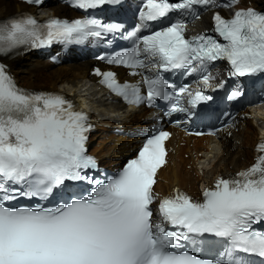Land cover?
I'll return each instance as SVG.
<instances>
[{
	"label": "snow or ice",
	"instance_id": "6c2138e0",
	"mask_svg": "<svg viewBox=\"0 0 264 264\" xmlns=\"http://www.w3.org/2000/svg\"><path fill=\"white\" fill-rule=\"evenodd\" d=\"M24 3L39 6L43 0ZM120 3L71 0L72 7L85 13ZM213 6L214 0H145L132 30L93 15L71 21L53 17L41 23L22 14L0 21V56L109 35L131 41L130 48L100 59L130 69V75L141 77L139 82L121 84L115 73L99 69L95 75L129 105L152 108L159 100L170 105L165 115L184 113L212 99L200 88L210 86L212 62L226 60L231 76L264 74V13L240 8L225 19L216 12L214 30L224 43L208 34L186 39L185 22L170 16L199 19V7ZM162 18H168L167 26L142 35ZM177 71L193 77L196 88L189 83L178 87L163 75ZM242 95L237 87L228 99ZM153 129L138 156L122 170L94 178L88 171H97L99 165L88 154L92 126L87 114L60 94L21 89L0 63V264H255L237 253L264 264V231L253 228L264 223V141L256 147L255 163L236 177L218 178L214 188L203 192V202L179 190L161 199L157 219L153 185L166 163L170 133L155 124ZM81 181L91 185L87 194L71 193L67 182ZM20 198L40 203H15ZM206 234L223 241L212 257L183 250L188 243L218 242L196 239Z\"/></svg>",
	"mask_w": 264,
	"mask_h": 264
},
{
	"label": "bare ground",
	"instance_id": "6f19581e",
	"mask_svg": "<svg viewBox=\"0 0 264 264\" xmlns=\"http://www.w3.org/2000/svg\"><path fill=\"white\" fill-rule=\"evenodd\" d=\"M256 1L260 3L261 7L264 6V0ZM22 10L33 11V9L20 3L0 0V19ZM51 10L54 11V14H60L62 11L73 13L68 8L61 6ZM90 69L91 64L89 62L81 65L65 64L56 68L30 57L21 60L20 67L12 66V72L23 86L31 89L46 88L48 90L69 88L72 92L82 91L85 86L83 82L88 78ZM151 116L152 112L140 110L132 115L131 122L126 126L148 128L150 123L147 120ZM98 138L101 139H99L97 147H93L91 152H98L99 158H106L110 163L120 162L126 152L137 145L139 141L137 137L115 139L106 129H101L100 132L93 135L91 141L98 140ZM208 140L185 139L179 133L175 135L169 144L172 150L169 164L160 173L161 182L158 184V188L161 192L170 191L174 186H180L192 194H198L199 188L209 182L210 178L217 172L229 173L248 166L253 161V151L259 136L254 123L245 121L240 123L239 131L234 132L231 139L226 138L222 142L223 149L221 151L218 144L215 149L216 155L214 152H206ZM200 155L202 156L200 157ZM212 156L217 159V163L212 165L211 170L206 171L210 166H203V170L197 167L196 162H210L209 158Z\"/></svg>",
	"mask_w": 264,
	"mask_h": 264
}]
</instances>
